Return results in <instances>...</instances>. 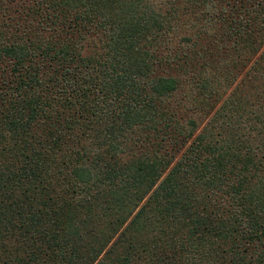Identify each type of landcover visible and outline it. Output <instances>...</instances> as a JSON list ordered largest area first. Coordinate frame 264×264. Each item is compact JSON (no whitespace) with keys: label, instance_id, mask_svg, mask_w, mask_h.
Instances as JSON below:
<instances>
[{"label":"trees","instance_id":"obj_1","mask_svg":"<svg viewBox=\"0 0 264 264\" xmlns=\"http://www.w3.org/2000/svg\"><path fill=\"white\" fill-rule=\"evenodd\" d=\"M0 264H264V0H0Z\"/></svg>","mask_w":264,"mask_h":264}]
</instances>
